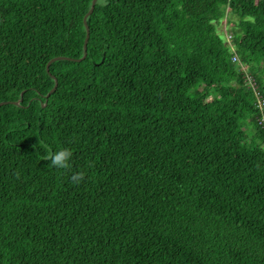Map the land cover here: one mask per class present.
<instances>
[{"label":"trees","instance_id":"1","mask_svg":"<svg viewBox=\"0 0 264 264\" xmlns=\"http://www.w3.org/2000/svg\"><path fill=\"white\" fill-rule=\"evenodd\" d=\"M91 3L0 0V264H264V0Z\"/></svg>","mask_w":264,"mask_h":264},{"label":"clouds","instance_id":"2","mask_svg":"<svg viewBox=\"0 0 264 264\" xmlns=\"http://www.w3.org/2000/svg\"><path fill=\"white\" fill-rule=\"evenodd\" d=\"M72 157L73 151L70 147H59L45 158L50 159V164L56 168L68 169L72 167ZM83 175V171L74 172L72 179L79 182Z\"/></svg>","mask_w":264,"mask_h":264},{"label":"water","instance_id":"3","mask_svg":"<svg viewBox=\"0 0 264 264\" xmlns=\"http://www.w3.org/2000/svg\"><path fill=\"white\" fill-rule=\"evenodd\" d=\"M95 2H96V0H92L91 7H90L89 11H88V12L85 14V16H84V24H85V26H86V37H85V40H84V52H83L82 57H80V58H78V59H82V58H84V57L86 56V53H87V40H88V36H89V28H88L87 23H86V17H87V15H88L89 13L92 12V10H93V8H94V6H95ZM59 58H67V57H65V56H55V57L51 58V60L47 63V66H46L47 71H48L49 74L55 79V84H54V86L50 89V91L47 93L46 96H48V95H49V94L55 89V87L57 86V80H56L55 76H54V75L50 72V70H49V63H50L51 61H54L55 59H59ZM19 100H20V99H19ZM5 102H6V101H1V102H0V105H1V104H4ZM10 102H12V103H18L19 101H10Z\"/></svg>","mask_w":264,"mask_h":264},{"label":"built area","instance_id":"4","mask_svg":"<svg viewBox=\"0 0 264 264\" xmlns=\"http://www.w3.org/2000/svg\"><path fill=\"white\" fill-rule=\"evenodd\" d=\"M233 59H236V57H233ZM246 82L253 89V91L256 95V98H257L256 103H257L258 107L261 110H263V108H264V97L260 94V91L258 89V84L256 83L255 79L251 75L246 74ZM259 123L264 128V116L263 115L259 118Z\"/></svg>","mask_w":264,"mask_h":264},{"label":"rangeland","instance_id":"5","mask_svg":"<svg viewBox=\"0 0 264 264\" xmlns=\"http://www.w3.org/2000/svg\"><path fill=\"white\" fill-rule=\"evenodd\" d=\"M230 16V15H229ZM233 23H226L225 19L222 21V23L218 26L219 30H221V34L224 37L225 33L228 35L229 28L232 26Z\"/></svg>","mask_w":264,"mask_h":264}]
</instances>
